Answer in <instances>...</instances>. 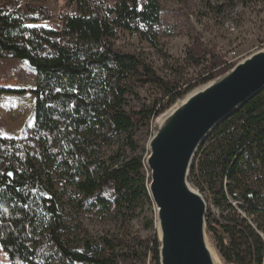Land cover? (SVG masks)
<instances>
[{
    "label": "trees",
    "instance_id": "trees-1",
    "mask_svg": "<svg viewBox=\"0 0 264 264\" xmlns=\"http://www.w3.org/2000/svg\"><path fill=\"white\" fill-rule=\"evenodd\" d=\"M112 1L68 0L70 12L58 15L55 26L43 22L55 15L42 7L0 8V59L25 60L36 75L28 90L34 135L0 136V250L9 264H159L156 236H133L127 226L137 211L151 207L145 148L135 134L186 92L112 43L123 30L156 45L158 0ZM185 58L205 69L200 84L231 68L217 45L198 38ZM135 86L156 88L166 105L126 109L124 97ZM120 135L128 154L118 150L102 159L101 147ZM54 174L78 212L119 220L123 234L88 237L80 233V222L69 224L51 182ZM188 182L205 191L206 234L222 261L264 264V89L207 135Z\"/></svg>",
    "mask_w": 264,
    "mask_h": 264
},
{
    "label": "rangeland",
    "instance_id": "rangeland-1",
    "mask_svg": "<svg viewBox=\"0 0 264 264\" xmlns=\"http://www.w3.org/2000/svg\"><path fill=\"white\" fill-rule=\"evenodd\" d=\"M112 2L108 0L109 4ZM158 2L160 12L154 34L156 45L123 30L118 31L112 43L120 51L139 55L162 78L181 84L182 92L187 93L201 85L200 78L205 74L202 66L189 64L185 58V50L195 38L200 39L205 46L217 45L218 51L226 57L231 67L264 48V0H250L246 3L237 0H158ZM14 4L48 10L55 18L43 22L54 26L58 22L57 16L69 13L71 9L68 0H0V8H12ZM35 77V71L27 61L0 59V89L26 91L24 94L0 93V136L27 139L34 135V96L28 90L34 87ZM196 83L199 85H195ZM160 97L159 91L154 87L135 86L132 92L124 97L125 108L136 110L144 106L151 107ZM166 98L159 100L156 107L165 106ZM152 124L135 134L136 143L145 148L144 157L147 155L146 146L152 132ZM118 150L120 152L125 150L128 154L122 135L114 137L109 145L101 147L100 156L107 160ZM144 168L148 175V169L145 166ZM57 178V175H52L51 182L55 192L65 203L69 224L74 226L80 222V233L88 237L123 234L124 228L119 220L110 216L78 212L74 203H68L69 195L62 191ZM190 185L199 192L198 188ZM199 193L204 197L205 191ZM209 212L218 214L213 207ZM150 220L153 222L152 226L148 223ZM127 226L133 236L143 238L156 236L154 207L151 205L150 208L145 207L137 211L136 215L128 220ZM206 238L217 253L211 237L206 234ZM221 262L225 264L222 260ZM0 264H9L6 254L1 250Z\"/></svg>",
    "mask_w": 264,
    "mask_h": 264
},
{
    "label": "water",
    "instance_id": "water-1",
    "mask_svg": "<svg viewBox=\"0 0 264 264\" xmlns=\"http://www.w3.org/2000/svg\"><path fill=\"white\" fill-rule=\"evenodd\" d=\"M263 89L264 48L191 89L153 120L144 166L159 264H213L206 238L207 202L188 182L189 170L213 128Z\"/></svg>",
    "mask_w": 264,
    "mask_h": 264
},
{
    "label": "bare ground",
    "instance_id": "bare-ground-1",
    "mask_svg": "<svg viewBox=\"0 0 264 264\" xmlns=\"http://www.w3.org/2000/svg\"><path fill=\"white\" fill-rule=\"evenodd\" d=\"M213 257V264H221L219 257L211 250Z\"/></svg>",
    "mask_w": 264,
    "mask_h": 264
},
{
    "label": "snow or ice",
    "instance_id": "snow-or-ice-1",
    "mask_svg": "<svg viewBox=\"0 0 264 264\" xmlns=\"http://www.w3.org/2000/svg\"><path fill=\"white\" fill-rule=\"evenodd\" d=\"M48 25H45V27H47ZM26 27L32 28V27H39V25H34V24H28L26 25ZM9 87H11V85H8ZM72 91H77L76 89H72ZM12 173H8V175H11Z\"/></svg>",
    "mask_w": 264,
    "mask_h": 264
},
{
    "label": "built area",
    "instance_id": "built-area-1",
    "mask_svg": "<svg viewBox=\"0 0 264 264\" xmlns=\"http://www.w3.org/2000/svg\"><path fill=\"white\" fill-rule=\"evenodd\" d=\"M130 35L137 36V34L135 32L131 33Z\"/></svg>",
    "mask_w": 264,
    "mask_h": 264
}]
</instances>
